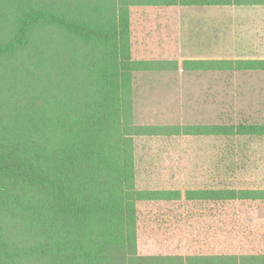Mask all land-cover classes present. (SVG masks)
Returning <instances> with one entry per match:
<instances>
[{
	"label": "trees",
	"instance_id": "trees-1",
	"mask_svg": "<svg viewBox=\"0 0 264 264\" xmlns=\"http://www.w3.org/2000/svg\"><path fill=\"white\" fill-rule=\"evenodd\" d=\"M249 6L264 0H0V264H264V255H141L138 243L141 203L264 202V189H140L138 137L241 142L264 138V124L136 125L135 75L264 72V59H137L131 11ZM157 213V237L189 225L194 240L245 215Z\"/></svg>",
	"mask_w": 264,
	"mask_h": 264
},
{
	"label": "rangeland",
	"instance_id": "rangeland-1",
	"mask_svg": "<svg viewBox=\"0 0 264 264\" xmlns=\"http://www.w3.org/2000/svg\"><path fill=\"white\" fill-rule=\"evenodd\" d=\"M132 17L134 55L143 59L144 49L146 58L180 64L264 58L263 8H134ZM144 35L153 39L141 40ZM133 105L136 125L264 124V72L140 73ZM136 163L140 189H264V138L138 137ZM251 210L263 212L264 202L141 203V232L165 220L157 212L189 213L193 219L217 213L231 221Z\"/></svg>",
	"mask_w": 264,
	"mask_h": 264
},
{
	"label": "crops",
	"instance_id": "crops-1",
	"mask_svg": "<svg viewBox=\"0 0 264 264\" xmlns=\"http://www.w3.org/2000/svg\"><path fill=\"white\" fill-rule=\"evenodd\" d=\"M137 8H152L153 7H137ZM164 8V7H163ZM171 8V7H169ZM244 9V8H263L264 6L253 7H185L184 9ZM162 9V8H156ZM132 9L131 13L133 12ZM132 30H133V17H132ZM134 33V32H133ZM132 38L133 34H132ZM152 40L147 35L143 36L141 40ZM168 40V39H167ZM174 40V39H172ZM135 45V44H134ZM133 45V55H134ZM146 45H142L145 48ZM143 58L137 57L142 60H154L146 57H150L143 50ZM264 58H255L251 56L235 57L232 60H256ZM225 60L219 57H213L207 60L193 59L188 61H218ZM185 61V60H184ZM194 71V70H193ZM167 71L159 72H143L163 74ZM170 72V71H169ZM168 72V73H169ZM188 72V71H187ZM191 72V71H190ZM209 72H222V71H209ZM140 74V73H138ZM137 75V74H136ZM135 113V111H134ZM238 222H234L231 226H207L202 227L200 231V237H196L194 240L193 233H197L199 230L189 225H185L183 231L178 227H168L170 236H159L155 234V230L147 226V232L144 230L142 235L141 223L139 222V253L141 255H182V256H219V255H234V256H259L264 255V211L259 212L257 210L248 211L244 217L241 218L238 215ZM145 226V225H144ZM166 232V231H164ZM163 232V233H164ZM148 233V234H146ZM162 233V232H161ZM183 233V234H182ZM147 236V237H145ZM167 241V242H166ZM155 242V243H151Z\"/></svg>",
	"mask_w": 264,
	"mask_h": 264
}]
</instances>
